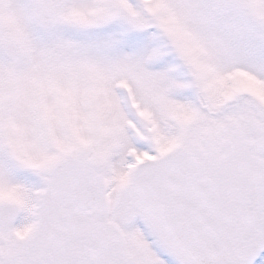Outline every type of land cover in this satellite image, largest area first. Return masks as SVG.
Listing matches in <instances>:
<instances>
[{
  "label": "snow or ice",
  "instance_id": "obj_1",
  "mask_svg": "<svg viewBox=\"0 0 264 264\" xmlns=\"http://www.w3.org/2000/svg\"><path fill=\"white\" fill-rule=\"evenodd\" d=\"M0 264H264V0H0Z\"/></svg>",
  "mask_w": 264,
  "mask_h": 264
}]
</instances>
